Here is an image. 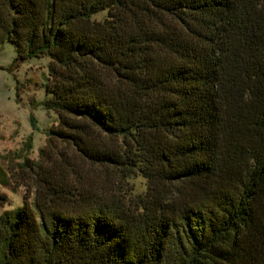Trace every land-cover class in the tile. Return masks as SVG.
Listing matches in <instances>:
<instances>
[{
    "label": "trees",
    "instance_id": "obj_1",
    "mask_svg": "<svg viewBox=\"0 0 264 264\" xmlns=\"http://www.w3.org/2000/svg\"><path fill=\"white\" fill-rule=\"evenodd\" d=\"M6 41L59 121L0 264H264V0H0Z\"/></svg>",
    "mask_w": 264,
    "mask_h": 264
},
{
    "label": "rangeland",
    "instance_id": "obj_2",
    "mask_svg": "<svg viewBox=\"0 0 264 264\" xmlns=\"http://www.w3.org/2000/svg\"><path fill=\"white\" fill-rule=\"evenodd\" d=\"M106 15V11H101L94 17L102 19ZM16 57L12 42L0 45V202L3 203L0 212L23 207L28 178L21 175L23 171L29 172L25 163L40 160V149L45 147L48 133L59 121L58 113L45 105L49 96L46 90L49 58ZM129 181L134 193H143L147 188L146 178L140 174H131ZM30 196H34L33 189Z\"/></svg>",
    "mask_w": 264,
    "mask_h": 264
}]
</instances>
